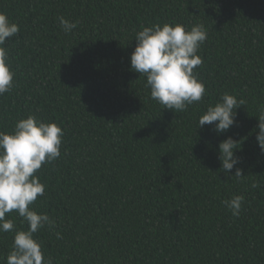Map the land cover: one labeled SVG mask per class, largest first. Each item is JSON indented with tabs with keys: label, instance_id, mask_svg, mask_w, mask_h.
I'll return each instance as SVG.
<instances>
[{
	"label": "trees",
	"instance_id": "16d2710c",
	"mask_svg": "<svg viewBox=\"0 0 264 264\" xmlns=\"http://www.w3.org/2000/svg\"><path fill=\"white\" fill-rule=\"evenodd\" d=\"M0 12L19 26L5 44L15 75L0 131L34 115L64 132L31 206L55 221L34 235L52 264H264V0H0ZM61 16L77 27L65 34ZM157 23L207 31L195 70L206 94L184 112L161 108L129 67L135 33ZM223 93L245 102L236 124L197 128ZM227 136L241 180L221 170ZM233 195L239 216L223 204ZM6 218L27 228L15 211ZM13 235L0 233V264Z\"/></svg>",
	"mask_w": 264,
	"mask_h": 264
},
{
	"label": "clouds",
	"instance_id": "9594fccd",
	"mask_svg": "<svg viewBox=\"0 0 264 264\" xmlns=\"http://www.w3.org/2000/svg\"><path fill=\"white\" fill-rule=\"evenodd\" d=\"M58 19L65 34L77 27L75 21L69 22L63 16ZM18 33V24L0 12V95L13 87L15 74L5 44ZM134 39L136 44L129 56L130 70L146 78L145 88L161 108L179 113L203 100L206 88L195 71L202 65L198 50L207 39L202 24L190 29L180 23L142 26ZM244 103L231 94H221L215 104L208 105L199 115L197 128L209 125L218 135L226 133L236 124V109ZM257 121L255 139L264 153V110L260 111ZM63 136V130L54 121L45 122L34 115L17 120L10 133L0 131V233H14L6 264H52L34 235L45 226L53 227L55 221L31 206L45 193V185L36 173L44 164H51L60 157ZM237 142L227 136L218 142L217 151L221 170L229 174L235 168L230 177L241 180L244 175L237 167L240 163V157L235 155L240 147ZM252 187L257 185L254 183ZM243 202V195H233L223 204L233 216H239ZM13 211L21 218V223L27 224L26 229H17L14 221L6 218Z\"/></svg>",
	"mask_w": 264,
	"mask_h": 264
}]
</instances>
